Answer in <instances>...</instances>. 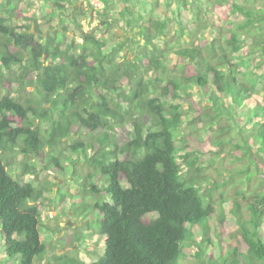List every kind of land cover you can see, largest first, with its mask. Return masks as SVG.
<instances>
[{"label":"trees","instance_id":"trees-1","mask_svg":"<svg viewBox=\"0 0 264 264\" xmlns=\"http://www.w3.org/2000/svg\"><path fill=\"white\" fill-rule=\"evenodd\" d=\"M0 1L10 13L6 19L0 17V91L8 90L0 94V152L18 146L24 155L44 157L41 154L48 149L43 168L63 172L54 146L75 138L70 149L91 169L83 189L94 197L93 204L87 205L97 214L94 222L105 244L104 255L89 264H180L193 256L192 251L199 264H264V178L254 160V154L264 155L262 4H254L255 0H139L140 10H136L129 4L137 0H119L126 28L138 29L135 34L141 43L134 59L119 61L115 56L123 52L125 42L106 49L105 41L82 31V42L75 45L73 39L63 50L66 26L57 31L51 26L46 33L37 22L36 27L29 24L23 29L9 25L17 16L28 20L20 10L23 0ZM205 1L218 6L222 19L215 23L218 35L208 30V39L195 45L193 39H183L193 32L180 18L188 13L196 28L208 9ZM53 2L59 11L72 4V0ZM101 2L107 9L114 6L113 0ZM160 2L168 11L174 8L178 42L181 38L185 45L168 46L166 39L173 29L168 17L147 18L143 13L144 5L152 9ZM166 52L184 61L179 75L168 80L161 77L167 70ZM11 82L19 91L33 87L48 108L12 97ZM189 86L208 95L206 111L225 119L222 137L211 139L209 147L193 135L176 136L188 112L196 113L191 123L200 122L206 112L191 99ZM176 100L190 106L183 109L172 104ZM52 111L58 112L59 120H52ZM47 124L50 127L44 130ZM235 126L237 139L232 134ZM211 128L207 126V131ZM82 133L86 137H74ZM217 148L240 152L239 159L246 164L239 175H245L247 182L261 181L263 189L250 192L245 208L238 200L225 198L223 191L217 201L214 179L205 177L209 186L203 185V164L211 154L219 156ZM75 159L66 158L74 165ZM26 167L24 175H37L34 165ZM45 190L13 177L0 155L2 264H16L17 258L19 264H39L51 253L42 239L38 206ZM214 220L222 228V239L211 236ZM228 224L233 231H224ZM211 249L220 253L218 259L208 256ZM49 260L50 264H86L75 257Z\"/></svg>","mask_w":264,"mask_h":264},{"label":"rangeland","instance_id":"rangeland-1","mask_svg":"<svg viewBox=\"0 0 264 264\" xmlns=\"http://www.w3.org/2000/svg\"><path fill=\"white\" fill-rule=\"evenodd\" d=\"M43 1L44 0H23L20 2V10L22 15L28 20H23V18L17 16L11 21L9 20L8 24L17 28H22L29 24L35 25L36 27L37 22L41 25V30L46 31V33L51 31V26L54 31L61 30V27L66 26L68 31L65 33L66 37L63 39V50L67 49V47L73 42V39L75 45L81 43L82 31L85 33H93L99 40H103L107 43L106 49H112L119 43L125 42L123 52L118 54V56H115L119 61L124 57H128L130 60L134 59L136 49H138L141 44L139 38L137 39V34H135V32L139 30L135 28L132 32L126 28L125 20L120 14L121 7L119 0H113L114 6L109 9L105 8L101 0H72V4L68 5L65 11H59L54 8L53 0L44 2V4ZM138 1L139 0L132 2V4L129 5L132 7L136 6V10H140V7L137 4ZM255 1L254 4H262V6H264V0ZM241 2L243 3L245 1L241 0ZM205 3L207 4L208 9L205 10L200 17L202 22L198 19L196 28H194V24L190 21V15L188 13L183 14L180 18L182 24L187 27L188 30L193 32L191 37L187 35L184 36L183 39L189 41L190 39H193L195 45L208 39V30H213V33L218 35L215 23L222 19L217 5L213 6L208 4V1H205ZM247 3L251 2L249 1ZM1 5L2 3L0 1V17L6 19L10 16V13L2 9ZM143 7L145 8L143 13H146L147 18L149 16L154 19L168 17L170 20V27L173 29L166 39L168 46L175 48L178 47V43L185 45V43L181 41V38L180 42H178V35L176 32L178 30L179 21L177 22L176 19H172L173 14L171 11H173V7L171 8L172 10L168 11L163 2H160V4L155 7L152 6L153 10L150 5H144ZM151 10L152 12H150ZM221 24V27H226L223 22H221ZM201 25H206L205 27L207 30L202 28ZM35 27H33V29H35ZM129 38L131 39V42L128 43L126 41ZM137 41H139V44L136 43ZM157 43L163 45L160 40H158ZM165 49L166 47H164V50ZM164 59L167 70L165 75L162 74L161 77L165 80L177 77L179 75V70L183 67L182 63L184 61L174 56V54L169 55L167 52L166 58ZM16 72L19 74L21 71L18 69ZM6 77L11 79L12 74L7 73ZM9 87L12 97L22 98L23 103H25L27 99H30L29 104L31 105L36 106L38 103H42L45 108H48V105H45L43 102L41 94H38L33 87H28L26 91H19L18 85L15 82H11ZM188 89L192 93L191 99L193 102L200 105L204 111H206L205 109L208 107L209 102L208 95H206L203 90L195 88L194 86H189ZM5 91L8 90H2L0 91V94L1 92L5 93ZM212 91H214V88L210 86V93ZM172 104L182 105L183 109H187V107L190 106V103L185 100H176ZM52 115L53 121L59 120L57 111H52ZM195 116V112H188L181 130L176 133L178 138L193 135L199 143L209 147L211 139L214 140L217 137H222V125H226L224 121L225 119H222V117H216L215 113L212 114V112L208 110L200 116V122L191 123ZM207 126L209 128L212 127L211 131H207ZM49 127L50 125L47 124L44 130ZM117 129H119V127ZM238 129V126H235V129L232 132L236 139ZM74 137L84 138L86 137V134L82 133L75 135ZM74 140L75 138H72L71 136L70 138L63 139L61 143L54 146L57 150V154L54 155H60V164L64 168L63 172L56 167H52L51 171H45L43 168L45 166L44 162L46 161L48 149H45L44 153L41 154L44 157L24 155L20 152L21 148L18 146L13 150L0 152L8 171L13 177L23 183L31 182L37 188H46L42 197L38 201V206L42 214V223L44 225L42 239L51 247L52 251L47 255L44 261L39 264H48L50 262L49 258L54 256L75 257L84 261L86 264H89L97 259L98 255L103 256L105 252L103 237L99 236L98 225L94 222L97 218V214L88 208V205L93 204L94 197L83 189L84 184H88L85 176L91 169L89 170L84 159H78L77 154L76 156H72L73 152L71 151L70 146L74 143ZM223 150L224 152H222V149L219 151L217 148L216 151H219V156L211 154L206 158V162L204 161V175L201 176L203 185L209 186L208 181L204 179L205 177L214 179V181H216L214 186L217 189L213 191L214 197L217 201L220 200V195L223 191L226 196L225 198L238 200L241 207L245 208L250 192L263 189L261 181L259 178H254L253 181L247 182L246 176H240L238 173L246 164V161H241L239 159L241 155L240 152H234L232 151V148H229L227 152L226 149ZM254 155V160L257 161L261 168V177L264 178V155ZM67 157L72 159L76 157V164L74 165L72 162L68 163L66 160ZM26 165L30 167L34 165L36 167L37 175H24L23 171L24 169H27ZM222 172L226 175L222 174ZM235 172L237 173L235 174ZM230 176H232L231 179H229ZM100 179H98L97 184L99 183L102 186L103 183ZM228 179L229 183L223 185L222 188L223 182ZM240 192H242L241 195ZM211 225V236L214 238L216 235H220L222 239L221 226L218 225L215 220L211 222ZM227 227L224 231H233L229 230L231 228L230 224H228ZM76 237H78L79 240ZM2 240L3 238L0 235L1 256L3 255ZM192 254V257H185L183 259H181V256L179 258L181 259L180 264H199V261L194 258V251H192ZM207 254L214 259H218L220 253L211 249ZM14 260L16 264H19L18 258ZM0 264H2V262H0Z\"/></svg>","mask_w":264,"mask_h":264}]
</instances>
